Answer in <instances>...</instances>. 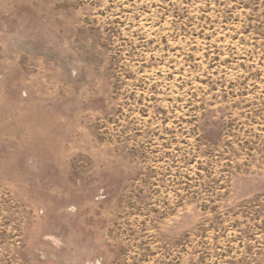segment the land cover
I'll use <instances>...</instances> for the list:
<instances>
[{"label": "rangeland", "instance_id": "1", "mask_svg": "<svg viewBox=\"0 0 264 264\" xmlns=\"http://www.w3.org/2000/svg\"><path fill=\"white\" fill-rule=\"evenodd\" d=\"M0 264H264V0H0Z\"/></svg>", "mask_w": 264, "mask_h": 264}]
</instances>
